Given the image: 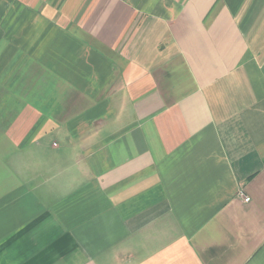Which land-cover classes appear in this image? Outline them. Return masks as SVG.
Returning <instances> with one entry per match:
<instances>
[{"label": "crops", "instance_id": "obj_1", "mask_svg": "<svg viewBox=\"0 0 264 264\" xmlns=\"http://www.w3.org/2000/svg\"><path fill=\"white\" fill-rule=\"evenodd\" d=\"M0 264H264V0H0Z\"/></svg>", "mask_w": 264, "mask_h": 264}, {"label": "built area", "instance_id": "obj_2", "mask_svg": "<svg viewBox=\"0 0 264 264\" xmlns=\"http://www.w3.org/2000/svg\"><path fill=\"white\" fill-rule=\"evenodd\" d=\"M245 200H246V201H249V200H250V197H246Z\"/></svg>", "mask_w": 264, "mask_h": 264}]
</instances>
